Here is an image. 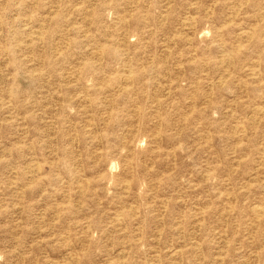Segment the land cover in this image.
Returning a JSON list of instances; mask_svg holds the SVG:
<instances>
[{
    "label": "rangeland",
    "instance_id": "1",
    "mask_svg": "<svg viewBox=\"0 0 264 264\" xmlns=\"http://www.w3.org/2000/svg\"><path fill=\"white\" fill-rule=\"evenodd\" d=\"M0 264H264V0H0Z\"/></svg>",
    "mask_w": 264,
    "mask_h": 264
}]
</instances>
